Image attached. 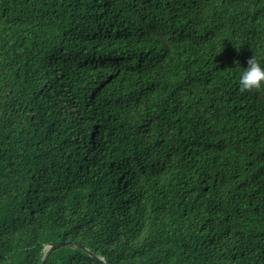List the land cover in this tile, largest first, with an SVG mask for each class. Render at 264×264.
<instances>
[{
	"label": "trees",
	"instance_id": "16d2710c",
	"mask_svg": "<svg viewBox=\"0 0 264 264\" xmlns=\"http://www.w3.org/2000/svg\"><path fill=\"white\" fill-rule=\"evenodd\" d=\"M264 0H0V264H264Z\"/></svg>",
	"mask_w": 264,
	"mask_h": 264
},
{
	"label": "clouds",
	"instance_id": "9594fccd",
	"mask_svg": "<svg viewBox=\"0 0 264 264\" xmlns=\"http://www.w3.org/2000/svg\"><path fill=\"white\" fill-rule=\"evenodd\" d=\"M238 83L242 90L264 88V62L252 56L241 70Z\"/></svg>",
	"mask_w": 264,
	"mask_h": 264
},
{
	"label": "water",
	"instance_id": "95a60500",
	"mask_svg": "<svg viewBox=\"0 0 264 264\" xmlns=\"http://www.w3.org/2000/svg\"><path fill=\"white\" fill-rule=\"evenodd\" d=\"M66 246H77V247H79V248L85 250L82 246H80V245H78V244H76V243H63V242L54 243V244H52V245L49 247V250H48V252H47V254H46V256H45V258H44L42 264H45L46 260L48 259V256H49L54 250H57V249H59V248H61V247H66ZM85 251H87V250H85Z\"/></svg>",
	"mask_w": 264,
	"mask_h": 264
}]
</instances>
